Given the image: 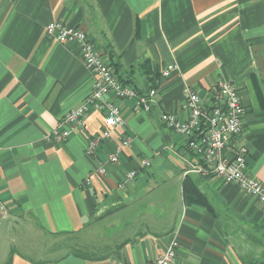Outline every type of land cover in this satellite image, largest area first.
Masks as SVG:
<instances>
[{"label":"crops","instance_id":"1","mask_svg":"<svg viewBox=\"0 0 264 264\" xmlns=\"http://www.w3.org/2000/svg\"><path fill=\"white\" fill-rule=\"evenodd\" d=\"M54 21L86 32L118 80L157 90L149 113L112 99L124 125L94 157L97 111L66 141L47 138L95 80L75 43L45 35ZM169 64L178 70L164 79ZM219 79L245 108L225 155L245 146L246 172L264 185V0H0V264H147L172 240L171 264H264V206L197 172L188 139L160 119H187L185 87L210 105ZM122 136L130 146L98 176Z\"/></svg>","mask_w":264,"mask_h":264},{"label":"built area","instance_id":"2","mask_svg":"<svg viewBox=\"0 0 264 264\" xmlns=\"http://www.w3.org/2000/svg\"><path fill=\"white\" fill-rule=\"evenodd\" d=\"M45 35L57 42L75 43L81 58L95 77L93 88L82 105L67 111L56 128L47 134V138L55 142L66 141L75 131L86 129V119L92 110L104 116L103 129L86 139L85 155L94 157L102 144L111 138L113 131L123 128L119 105L115 100H131L138 112L149 113L156 105L157 90L150 88L140 93L135 87L120 82L110 69L107 60L88 38L86 32L78 27L68 26L54 21L46 25ZM178 70L176 64L165 66L160 75L168 79ZM186 120H179L175 115L162 113L160 119L171 130L188 139L187 147L202 160L203 167L196 169L199 173L214 175L224 182L236 184L242 192L255 197L264 206V185L246 172V156L248 149L240 146L232 157H226L225 151L231 140L242 133V121L245 108L231 80L219 79L216 89L211 94V104L207 105L190 87L184 89ZM131 139L122 136L107 156L98 162L95 174L104 176L107 169L119 162L122 151L128 148ZM141 166L148 167V160H141ZM136 171L127 172L124 181L129 182L136 177ZM90 183V177L85 180ZM178 244L172 240L164 252L147 264H171L176 257Z\"/></svg>","mask_w":264,"mask_h":264},{"label":"trees","instance_id":"3","mask_svg":"<svg viewBox=\"0 0 264 264\" xmlns=\"http://www.w3.org/2000/svg\"><path fill=\"white\" fill-rule=\"evenodd\" d=\"M119 81L122 82L121 80H119ZM123 83H124V82H123ZM125 84H127V83H125ZM140 93H141V92H140ZM187 186H189L188 181L185 182V186H184V188L187 189ZM188 189H189V191H187L186 196L188 197V199H189V198H191V199L194 198L193 195H192V194H193V187L190 188V186H189ZM10 263H11L10 260H8V261H6V263H4V264H10ZM253 264H258V263H253Z\"/></svg>","mask_w":264,"mask_h":264},{"label":"rangeland","instance_id":"4","mask_svg":"<svg viewBox=\"0 0 264 264\" xmlns=\"http://www.w3.org/2000/svg\"><path fill=\"white\" fill-rule=\"evenodd\" d=\"M155 180H156V181H159V179H158L157 177L155 178ZM67 249H69V250H71V249L75 250V248L73 247V245H72L70 242H68ZM67 249H66V250H67ZM69 250H67V251H69Z\"/></svg>","mask_w":264,"mask_h":264}]
</instances>
